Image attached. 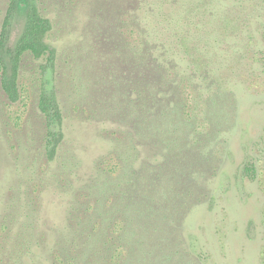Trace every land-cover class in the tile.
<instances>
[{"label": "rangeland", "instance_id": "obj_1", "mask_svg": "<svg viewBox=\"0 0 264 264\" xmlns=\"http://www.w3.org/2000/svg\"><path fill=\"white\" fill-rule=\"evenodd\" d=\"M7 1L0 0V25ZM38 2L51 21L54 63L42 73L44 58L25 55L15 102L0 86V264H64L54 246L75 191L60 183L88 185L78 177L93 178L98 162L113 168L126 146H139L137 160L161 174L154 211L167 216L161 228L155 216L139 228L134 264H264V0ZM24 10L20 0L7 60ZM141 29L158 44L155 60L176 65L170 85L181 83L179 110L161 91L170 97L164 125L140 105L141 78L156 91L155 62L143 69L137 62ZM42 82L61 108L68 180H44ZM116 251L115 264L134 252Z\"/></svg>", "mask_w": 264, "mask_h": 264}, {"label": "trees", "instance_id": "obj_2", "mask_svg": "<svg viewBox=\"0 0 264 264\" xmlns=\"http://www.w3.org/2000/svg\"><path fill=\"white\" fill-rule=\"evenodd\" d=\"M19 1H7L0 25V86L11 102L17 101L20 96L18 77L22 58L25 55L34 59L44 58L45 63L40 65L41 72L44 73L48 66L53 65L55 56L54 48L50 46L46 38L51 28L50 19L41 11L38 0H25L22 26L13 44L12 55L10 59H6L7 43L19 8ZM141 31L143 35L138 45H143L144 49L139 51L137 62L140 63L141 69L155 62L153 70L156 79L153 82L156 83V91L151 95L149 90L147 91L149 84H146L140 77L142 89L139 90L143 91L140 105L142 106L145 102V105L149 106L152 120H155L154 124L160 121L164 125L168 120L167 107L170 97L165 98L161 91L166 90L173 98V107L179 110L183 107L178 91L181 83L179 87L176 86V79L170 85L172 83L169 78L170 69H176V65L170 68L165 64L168 60L165 63L155 60V57H158L156 56L158 44L150 42L146 29H141ZM150 48H155L153 56L146 54L149 53ZM37 107L42 115L45 128L43 153L48 165L44 172V180L50 177L56 182L63 180L62 177H69L68 180L73 171L68 170L69 167L63 163L64 158L60 156L64 136L61 108L56 91L53 88H47L43 82L38 93ZM154 108L157 111L155 114H153ZM159 130L163 134V131ZM138 150L139 146H132V151L126 146L122 152L119 151L113 168H101L98 162L93 178L78 177L79 182L87 181L88 185H66L68 184L66 181L60 183L61 188H71L75 191L67 199L71 209L69 206L65 225L62 227L66 230L60 231L55 240L54 247L60 253L62 263L115 264L118 256L114 253L124 246L134 251L126 263L134 264L137 258L135 252H138L143 245L138 235L139 228L149 227L145 221L154 222V216L157 221L155 227L161 228L160 222L167 216L160 214L162 212L160 210L154 211L157 208L154 202L155 194L162 189L161 174L154 172L150 161L139 162L137 160ZM53 161H55L54 166L51 163ZM250 168L245 167V171L252 170ZM86 188V194L81 196V193H84L82 189ZM159 193L162 199V191ZM118 220L123 224L120 228ZM71 248H77L76 254H71Z\"/></svg>", "mask_w": 264, "mask_h": 264}]
</instances>
